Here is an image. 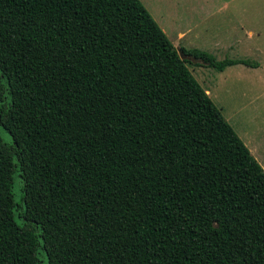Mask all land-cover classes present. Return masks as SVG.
Returning a JSON list of instances; mask_svg holds the SVG:
<instances>
[{
    "label": "trees",
    "instance_id": "1",
    "mask_svg": "<svg viewBox=\"0 0 264 264\" xmlns=\"http://www.w3.org/2000/svg\"><path fill=\"white\" fill-rule=\"evenodd\" d=\"M179 49L139 0H0V264H264V171L185 65L254 63Z\"/></svg>",
    "mask_w": 264,
    "mask_h": 264
},
{
    "label": "rangeland",
    "instance_id": "2",
    "mask_svg": "<svg viewBox=\"0 0 264 264\" xmlns=\"http://www.w3.org/2000/svg\"><path fill=\"white\" fill-rule=\"evenodd\" d=\"M139 1L176 51L198 49L218 61L254 63L222 72L185 65L264 171V0ZM178 33L183 34L181 40ZM0 135L7 139L6 132L1 130ZM13 194L21 203L19 178L14 180Z\"/></svg>",
    "mask_w": 264,
    "mask_h": 264
},
{
    "label": "water",
    "instance_id": "3",
    "mask_svg": "<svg viewBox=\"0 0 264 264\" xmlns=\"http://www.w3.org/2000/svg\"><path fill=\"white\" fill-rule=\"evenodd\" d=\"M177 52H178V54H179V56H180L181 59H189V58L185 57V56L182 54V52L180 51V49H178Z\"/></svg>",
    "mask_w": 264,
    "mask_h": 264
},
{
    "label": "crops",
    "instance_id": "4",
    "mask_svg": "<svg viewBox=\"0 0 264 264\" xmlns=\"http://www.w3.org/2000/svg\"><path fill=\"white\" fill-rule=\"evenodd\" d=\"M182 38H183V34L182 33H178L177 39L181 40Z\"/></svg>",
    "mask_w": 264,
    "mask_h": 264
}]
</instances>
